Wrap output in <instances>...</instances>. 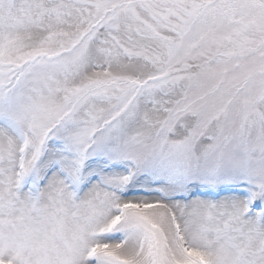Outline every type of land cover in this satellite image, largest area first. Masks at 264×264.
<instances>
[{"label": "snow or ice", "instance_id": "snow-or-ice-1", "mask_svg": "<svg viewBox=\"0 0 264 264\" xmlns=\"http://www.w3.org/2000/svg\"><path fill=\"white\" fill-rule=\"evenodd\" d=\"M0 264H264V0H0Z\"/></svg>", "mask_w": 264, "mask_h": 264}]
</instances>
